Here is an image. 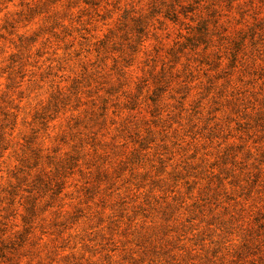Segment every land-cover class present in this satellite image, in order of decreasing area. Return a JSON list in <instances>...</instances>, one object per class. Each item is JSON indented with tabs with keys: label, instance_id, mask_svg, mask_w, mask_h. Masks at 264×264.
<instances>
[{
	"label": "clouds",
	"instance_id": "1",
	"mask_svg": "<svg viewBox=\"0 0 264 264\" xmlns=\"http://www.w3.org/2000/svg\"><path fill=\"white\" fill-rule=\"evenodd\" d=\"M174 7L0 0V240L28 229L0 264H264V39L230 47L264 0ZM212 11L206 43L169 59Z\"/></svg>",
	"mask_w": 264,
	"mask_h": 264
},
{
	"label": "rangeland",
	"instance_id": "2",
	"mask_svg": "<svg viewBox=\"0 0 264 264\" xmlns=\"http://www.w3.org/2000/svg\"><path fill=\"white\" fill-rule=\"evenodd\" d=\"M87 2L89 4H92L93 6L97 3V0H87ZM174 2H178V0H149L150 6H151V11L152 14H157L159 13L162 9L166 8V16L167 13H169L171 11V9H175L174 7ZM186 10H193L192 7H188L186 8ZM183 14H188L185 13V9L181 10ZM214 12V11H212ZM209 13V16L207 17V19H210L209 23H208V28L210 31V27L212 25L213 21V17L211 16V13ZM169 22L171 23H175V21L171 20L170 18H167ZM205 19V20H207ZM205 20H201L205 21ZM177 22V21H176ZM200 22L197 25H194L190 28L189 32L178 42V46L175 48H172L169 50V52L167 53V56L169 59H174L176 56L183 54L185 51L187 50H192L198 47L203 46L206 41L207 38L202 40L201 42H196L193 39L194 33L197 32V28L200 27ZM123 27L127 30L128 33L134 35V36H140L141 34H145L147 31V27H148V20L145 17H125V21L123 23ZM254 36H259L261 39H264V22H259L257 24L252 25L247 32H238L236 37L231 41V50L232 51H236L239 50L241 48V46L243 45L245 40H249L251 41V39ZM158 79H163V77H159ZM162 91V89L158 90ZM130 104L134 105L135 104V99L130 98ZM259 123L264 124V114H261L259 117ZM71 161H67V164H70ZM33 187L38 190V191H47L50 188L49 182L47 181L46 178L43 177H36ZM60 188V185L56 186V191H58ZM12 194H15V190H12ZM25 212L26 215L23 217L24 223L25 225H30L34 216L37 214V209L34 206V203L31 199L26 201L25 204ZM80 215V210H77L74 214V218L76 216ZM254 223H256L260 229H264V213H258L256 220L254 221ZM27 227L25 228V233H20L17 234L16 240L12 241H7L5 242L4 240H0V257H3L5 255L6 251H11L13 250L18 244L22 243L25 239V234L27 233ZM4 231V226L2 223H0V234H2Z\"/></svg>",
	"mask_w": 264,
	"mask_h": 264
},
{
	"label": "trees",
	"instance_id": "3",
	"mask_svg": "<svg viewBox=\"0 0 264 264\" xmlns=\"http://www.w3.org/2000/svg\"><path fill=\"white\" fill-rule=\"evenodd\" d=\"M193 10H186L185 8V13L188 12H192ZM215 14V12L211 13V16L213 17ZM167 18H170L173 21H177L178 20V16L176 15V10L175 9H171V11L169 13H167ZM210 19H207L205 21L200 22V27L197 28V32L194 33L193 39L196 42H201L202 40L206 39L208 37V33H209V28H208V23H209Z\"/></svg>",
	"mask_w": 264,
	"mask_h": 264
}]
</instances>
